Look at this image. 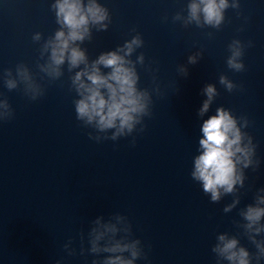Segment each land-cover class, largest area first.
I'll return each instance as SVG.
<instances>
[{
    "label": "clouds",
    "instance_id": "1",
    "mask_svg": "<svg viewBox=\"0 0 264 264\" xmlns=\"http://www.w3.org/2000/svg\"><path fill=\"white\" fill-rule=\"evenodd\" d=\"M229 8L239 10V0H187L186 15L177 12L172 20L185 28L195 25L201 29L219 30ZM50 10L58 27L46 38L41 32L32 36L33 42L40 44L36 61V68L42 74L40 78L58 81L65 75L66 66L70 74V90L76 96L73 100L76 119L82 127L92 129L88 133L89 139L101 143L132 137L130 143L135 146L133 134L143 133L147 128L145 118L152 117L153 96L162 95L156 76L159 69L152 67L154 62L146 65L143 52L132 59L137 49L144 46L142 36L136 33L115 49L103 51L95 59H90L82 45L85 41H92L93 30H108L111 24L109 9L100 0H53ZM207 35L212 37L213 33ZM253 46L251 40L245 43L233 39L228 45L227 67L237 73L245 71V48ZM201 57L202 52L189 55L187 64L178 65V73L187 78L188 65L197 64ZM137 65L152 74L151 88L140 86ZM0 81L9 91L22 87L23 93L32 101L45 94L37 74L23 62L16 64L14 71L11 68L0 71ZM219 84L228 92L241 87L223 74L219 76ZM202 94L206 99L197 112L201 118L209 113L219 93L215 84L208 83ZM13 118L12 106L0 93V122ZM249 125L246 116L237 117L230 109L220 106L214 114L203 119L200 126L201 136L190 175L202 186L210 202L218 203L226 195L233 197L223 208L225 213L237 208L241 202L239 193L247 179L245 170L251 168L255 172L261 163L253 136L244 131ZM239 216L241 220L233 223L242 232L236 235L223 232L216 236V243L211 248L216 264H261L264 261V187L256 191L253 203L239 210ZM240 235L254 246V253L241 244ZM86 242L87 248L84 246L85 235L81 232L80 255H92L91 264H136L139 259H147L144 245L134 236L128 217L118 212L107 219L103 215L96 216L91 221ZM72 244L73 240L69 239L63 245L69 256L76 254ZM55 264H61V261L57 260Z\"/></svg>",
    "mask_w": 264,
    "mask_h": 264
}]
</instances>
